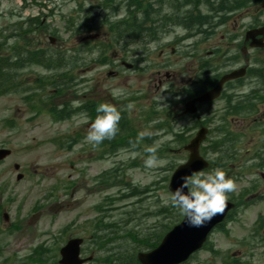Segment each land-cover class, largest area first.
<instances>
[{
    "label": "rangeland",
    "instance_id": "1",
    "mask_svg": "<svg viewBox=\"0 0 264 264\" xmlns=\"http://www.w3.org/2000/svg\"><path fill=\"white\" fill-rule=\"evenodd\" d=\"M78 1L84 2L86 4L85 8L89 7L88 4L95 3V0H57L48 4L49 8L53 9L54 16L49 17L47 21L51 27L59 30V38L54 45V51H58L59 49L69 51L72 46L77 47L82 38V35L68 34L66 31L63 32L62 30L63 21L61 19V14L68 15L70 13V15H74L75 12L72 10L77 9ZM10 12H12V16ZM40 12L48 14V8H39L34 3V0H0V28L8 26L11 22L17 20V18L25 19L38 14L40 16ZM120 14L121 12L119 15ZM105 15L106 13H99V17ZM99 34L102 35V32H99ZM46 41L47 39H44L42 44H46ZM98 41H101V39L99 38ZM157 46V44H152L148 48ZM167 51L170 52L169 49ZM83 58L84 62L87 61V65L80 67L81 70L74 72L75 78L72 82V85H74L81 79L89 80L87 85L81 88L82 93L87 94L89 90L93 89L84 88L92 84L96 85L98 82L96 81L97 76L99 79L104 77L103 85L100 88L103 89V91L107 89L110 95L115 98H121L119 101L120 103L128 100L126 95H132L134 92H140L142 97L145 96L142 100L138 99L140 101L137 103H128L126 109L131 115L129 117L135 119V126L139 133L141 131H149V127L153 124L149 122L145 125L144 116L140 113L143 111L145 113L148 112L154 100L159 103L158 108L160 111L164 108L180 109L182 107L181 105H177V102L185 97L184 94H181L182 84L185 82V80H182L181 76L172 80L173 87L176 88V92L178 91L175 94L176 96L172 94L166 95L163 90L164 87L158 88L156 84L159 80L163 79L166 71L178 75L181 70L187 68L190 64L189 60H181L180 57L176 55L170 61H164L160 59L159 56H153L152 59H142L139 62L127 61L136 64V68L127 71L125 68L117 66L122 74L117 79L108 80L106 73L114 68L96 65L91 61L92 57L89 56L84 55ZM93 59H96V55H93ZM38 74L40 77L43 76V69L31 66L30 70L22 73L21 79H23L24 83L28 84V86L34 87L36 86L34 81L37 79ZM91 79H95V82L90 81ZM59 83L61 84L63 82H58V85ZM74 87L79 91L80 86L77 85ZM92 87L94 86L92 85ZM72 93L73 92L64 99L60 98L58 101L52 99L51 102L58 105V102L67 100L79 101L77 99V97L79 98V94H77L76 97H72ZM95 98L97 97L94 91V93H92V99ZM171 99H173L175 103L165 106L164 102ZM214 109L215 108L212 107H206L204 108V112L207 115L208 113H213ZM32 115L34 114L22 103L20 93L17 92L0 96V147H5L12 151L9 158L0 162V185L5 189V196L2 198V201L5 202L4 211L9 215V221L5 223L3 220H0V226L2 230L6 231V227L10 226L11 223L16 220L22 224L18 231H13L10 234L4 232L0 234V264H3L4 258H8L5 264H15L16 261L27 254L32 246L40 243L45 238H50L51 244L54 238H57L59 242L61 237H68L70 234L68 231L61 236L59 235V231L63 229L64 226L68 225L70 222H76L89 216L92 217L94 214L92 207L96 202L102 201L104 196L115 195L116 193L114 192L117 188L122 189L120 185L106 189L97 185V191L90 193L84 187L82 191L78 190L75 196L77 204L74 209L65 210L56 217L44 214L36 226L28 228L26 226V219L32 213L34 206L37 204L47 206L49 199L46 194L54 183L61 180L71 181L77 184H87V187L91 188L90 186L94 185V176L105 170H109L113 165H118L125 169V175H120L119 177L129 183L136 182L140 187H144L146 184L150 186L153 184L154 179H158L156 180L157 184H155L154 193L143 197L140 203H137V200L134 198V201L137 203L135 206V210L137 211L135 214L136 221L142 214V209H144V207L148 205L152 208L153 201L158 200L159 204H157V206L162 204L167 205L165 201L169 192L165 186H167L166 181L169 179L172 172L170 170V165H177L186 160L185 153L182 154L178 151L171 150L172 148H176L175 144L170 143L169 154H165L158 158L157 166L147 168L149 172L144 173L142 170L136 168H125V165L130 161H135L140 169L145 167L144 160L146 157L141 154H135L131 149L118 150L116 154L114 153V155L106 156L97 161H91V157L94 156L96 152L91 150V145L86 142L84 137L79 142L75 143L71 150L56 149V146L52 144L54 138L58 139L61 135L66 133L71 134L76 131L80 134H82V132L85 134L88 132V125L87 123L84 124V119L81 117V114L73 116L70 120L61 123L52 122L50 117L44 112L40 115ZM162 117L159 120H162ZM7 120L9 121L6 123ZM191 125L192 121L186 116H183L182 121L178 124L176 129L180 130L184 126ZM231 125L234 130L239 131V126L237 124ZM149 132L152 135V144L156 147L161 146L166 140L171 139L169 135L157 133V137L153 139L155 131ZM244 142L248 143L250 140H244ZM244 142L242 141L238 144L241 152L249 150L250 146L253 144V141L251 144L247 145ZM97 151L99 153V150ZM135 155L136 157L132 158ZM15 163L20 165L18 172L24 175L23 180L20 182L15 180V175L17 173L13 169ZM84 168L89 169V175L86 177L81 173ZM251 172V175L245 173L243 178L235 182L237 185L235 192L249 187V183L253 182L252 179H257L259 174L258 171L253 170ZM258 183L255 192L256 195H261L264 193V179ZM66 193L67 191H59L56 193V196L62 198ZM6 195L8 198H13V201L10 200L7 202ZM260 198V201H253L248 207L243 210H238L237 215H235V220L227 224L228 236L218 234L212 237L214 249L217 252H221L220 258H214L212 256L208 259L213 264H221L223 261L221 258L224 256L223 253H226L225 251L227 250L230 252L228 253L229 255L238 257L243 262H249V264H264V258L261 256L260 247H256L253 250L247 248V251H245L246 248L240 246V237L244 238L247 236L254 224L255 218L262 213L264 214V196ZM120 203L122 204L124 202ZM117 204L118 203H115V205ZM118 214L119 211H114L112 216L117 218ZM17 215H19V217H17ZM150 220L151 219L147 220V222ZM228 247L232 248L226 250ZM208 255L210 254L207 252L200 253L195 256V258L191 259L188 264L206 263L208 260L204 261V258L208 257Z\"/></svg>",
    "mask_w": 264,
    "mask_h": 264
},
{
    "label": "flooded vegetation",
    "instance_id": "2",
    "mask_svg": "<svg viewBox=\"0 0 264 264\" xmlns=\"http://www.w3.org/2000/svg\"><path fill=\"white\" fill-rule=\"evenodd\" d=\"M263 1L209 0L205 4L203 1L199 3L200 0H147L153 3V19L143 22L144 26L158 27V35L152 39L156 40L154 43L158 46L147 50V59L158 55L162 60H171L178 55L181 60H190L189 67L183 70L188 76L182 80L185 79L193 88L206 85L214 77H217L216 84L220 76L248 62L255 65V69L246 72L249 80L241 83L240 79H235L226 83L220 99L213 102V106L222 103L224 110H229L242 102H252L254 121L258 124V136L261 138L264 136ZM159 3L161 6L158 9ZM131 13L146 17V13L140 11L132 10ZM198 13L204 17L196 18ZM135 56L131 52L129 58ZM111 57L119 58V54L114 52ZM178 76L183 75L169 74L167 77L165 74L167 80H175ZM96 97L98 101L102 98L100 94H96ZM204 115L206 113L200 108L195 118L200 119ZM88 231L97 234L100 229L90 228Z\"/></svg>",
    "mask_w": 264,
    "mask_h": 264
},
{
    "label": "clouds",
    "instance_id": "3",
    "mask_svg": "<svg viewBox=\"0 0 264 264\" xmlns=\"http://www.w3.org/2000/svg\"><path fill=\"white\" fill-rule=\"evenodd\" d=\"M97 115L88 126L85 137L93 147L105 140L113 139L119 131L120 111L112 104L100 103L95 109ZM85 115V120L87 121ZM149 131H141L138 136L143 139L150 136ZM147 156L144 165L147 168L156 167L158 157L155 147L145 149ZM177 185L169 190L166 199L172 208L179 211L191 228H202L212 219L222 214L228 203V194L236 191V183L226 176L221 168L209 171H191L177 177Z\"/></svg>",
    "mask_w": 264,
    "mask_h": 264
},
{
    "label": "water",
    "instance_id": "4",
    "mask_svg": "<svg viewBox=\"0 0 264 264\" xmlns=\"http://www.w3.org/2000/svg\"><path fill=\"white\" fill-rule=\"evenodd\" d=\"M200 98H210L211 96ZM190 109V107H187ZM191 112V111H190ZM203 136L198 135L187 147L191 154L186 164L180 166L171 178L169 190L174 189L178 183L177 177L181 174L191 171H198L206 166V163L198 156L197 147ZM9 154L8 151L0 150V157ZM227 207V206H226ZM226 209V208H225ZM223 214V213H222ZM215 216L210 223L202 228H191L186 224L185 218L182 223L174 227L164 238L161 244L152 252L153 257L160 264H178L183 261L193 250L200 246L205 235L211 229L220 216ZM78 253L77 241H69L68 244L61 250L63 264H79L73 263ZM144 264H148L143 261Z\"/></svg>",
    "mask_w": 264,
    "mask_h": 264
},
{
    "label": "trees",
    "instance_id": "5",
    "mask_svg": "<svg viewBox=\"0 0 264 264\" xmlns=\"http://www.w3.org/2000/svg\"><path fill=\"white\" fill-rule=\"evenodd\" d=\"M2 48V46L0 45V49ZM13 53H14V58L16 59H22V60H29L30 62H35V63H38V58L29 53V51L27 52H24V51H21L19 50L17 47H16V44L13 45L11 47ZM50 57H55L53 63H54V68H57L58 70H60L61 68H63V63L65 62V57L64 55H60V54H51ZM81 57H79V54L76 53L73 57H69V61L68 62H71L72 65H70V67L72 68H77L79 67V63L82 62L81 59H79ZM67 62V63H68ZM70 75V73L68 71H59V72H56L55 74V77H59V78H66ZM10 76L9 74H5L3 71H2V66H1V62H0V93H3L4 91H6L5 87L6 85H8V79H6V77ZM62 91V90H61ZM60 115V114H59ZM59 115L57 118H59Z\"/></svg>",
    "mask_w": 264,
    "mask_h": 264
}]
</instances>
